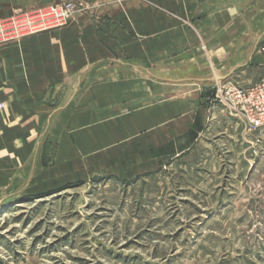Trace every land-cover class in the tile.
Listing matches in <instances>:
<instances>
[{
    "label": "rangeland",
    "instance_id": "374dc122",
    "mask_svg": "<svg viewBox=\"0 0 264 264\" xmlns=\"http://www.w3.org/2000/svg\"><path fill=\"white\" fill-rule=\"evenodd\" d=\"M153 71L140 74L151 88L144 103L115 115L193 92L194 128L145 153L136 143L146 130L95 148L86 138L68 171L0 186V264H264V132L231 113L216 81L165 87L159 74L187 75Z\"/></svg>",
    "mask_w": 264,
    "mask_h": 264
},
{
    "label": "crops",
    "instance_id": "0c3cea01",
    "mask_svg": "<svg viewBox=\"0 0 264 264\" xmlns=\"http://www.w3.org/2000/svg\"><path fill=\"white\" fill-rule=\"evenodd\" d=\"M61 1L87 9L64 27L0 44V186L68 171L83 162L86 138L95 148L146 130L136 143L145 153L188 134L200 104L193 92L115 115L144 103L151 88L140 74L156 67L187 75L159 74L165 87L194 90L264 76V0H0V19Z\"/></svg>",
    "mask_w": 264,
    "mask_h": 264
},
{
    "label": "built area",
    "instance_id": "2783aa9c",
    "mask_svg": "<svg viewBox=\"0 0 264 264\" xmlns=\"http://www.w3.org/2000/svg\"><path fill=\"white\" fill-rule=\"evenodd\" d=\"M86 9L87 6L82 2L61 1L2 18L0 44L64 27ZM216 83L221 102L227 105L231 113L241 117L251 131L263 133L264 76L249 86L235 85L227 79H218ZM4 109L5 102L0 98V111Z\"/></svg>",
    "mask_w": 264,
    "mask_h": 264
}]
</instances>
